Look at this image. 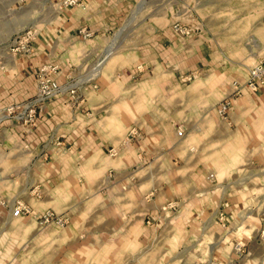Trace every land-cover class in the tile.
I'll list each match as a JSON object with an SVG mask.
<instances>
[{"label": "crops", "instance_id": "crops-1", "mask_svg": "<svg viewBox=\"0 0 264 264\" xmlns=\"http://www.w3.org/2000/svg\"><path fill=\"white\" fill-rule=\"evenodd\" d=\"M122 1L81 0L80 5L61 11L53 21L38 27L26 49L14 54L15 68L7 67L0 77V115L34 96L41 75L56 81L62 91L44 102L33 125L22 124L6 136L5 131H0V142L7 143L5 166L26 171L28 159L35 174L28 188L35 195L59 199L60 204L54 206L61 213L70 211L71 198L90 197L91 192L102 188L101 183L102 189L116 192L114 206H120V219L136 223L138 228L130 233L131 245L137 252L139 247H147L172 208L177 206L180 217L186 216V211L194 216L201 212L202 205L210 204L212 189L203 181L200 167L202 149L212 157L217 154V142H238L237 147L232 145L234 157L240 155V150H247L253 158L264 157V83L257 91H248L246 74L241 73V94L232 101L228 121L221 122L217 105L233 97L235 89L229 81L239 78L236 73L244 66L239 68L233 64L239 61L231 59L230 72L201 70L199 83L178 91V73L187 71V61L193 59L190 56L194 51L190 53L192 48L168 29L164 35H155L157 43L140 54L137 50L129 65H118L116 51L112 55L115 59L110 57L112 49L98 77L83 81L111 43L108 35L116 26L113 16L118 13L114 8L119 4L122 10ZM256 35L263 46V24L257 27ZM84 61L89 65L86 71L79 67ZM94 61L97 62L93 64ZM81 77V86L69 85ZM207 78L211 79L208 83ZM139 88L145 102H130L128 109L123 107V95ZM73 89L83 93L81 102L75 100ZM165 95L177 96L178 100L173 103ZM173 110L176 114L171 113ZM3 119L0 118V128L5 122L6 126L11 123ZM133 125L141 130L140 141L122 143ZM178 127L183 130L181 135L177 134ZM111 149L117 151L115 157L107 154ZM159 158L163 162H171V158L181 162L183 167L178 173L186 175V180L180 178V184L169 179L137 183L138 173L152 172ZM163 166H158L157 171L161 169L164 174ZM149 184L156 186L151 188ZM262 185L264 190V182ZM143 186H147L145 191L141 190ZM24 188L20 184L17 190ZM203 193L209 199H202Z\"/></svg>", "mask_w": 264, "mask_h": 264}, {"label": "rangeland", "instance_id": "rangeland-1", "mask_svg": "<svg viewBox=\"0 0 264 264\" xmlns=\"http://www.w3.org/2000/svg\"><path fill=\"white\" fill-rule=\"evenodd\" d=\"M118 1L120 3L121 0ZM64 2L66 0H0L1 78L7 67L15 68L17 59L14 54L26 49V41L33 37L38 27L53 21L61 15V11L80 5L81 0L73 6H65ZM118 6L114 8L118 13L113 16L116 26L108 35L111 43L83 81L98 77L96 71L99 70L100 74L102 66L114 51L119 56L118 65H129L137 50L140 54L146 47L157 43L155 35L168 29L179 40L185 41L187 48H192L190 53L194 51L190 56L193 59L187 61L190 65L187 71L178 73V91L199 83L201 70L227 69L230 72L231 59L239 61L233 62L239 68L244 66L238 71L235 67L239 78L235 76L229 81L235 89L233 97L229 96L217 105L219 120L228 121L230 110L224 115L218 111L227 101L232 105V101L241 94V73L246 74L245 87L251 91L247 84L249 70L260 63L264 67V60L259 59L264 57V45L259 44L256 35L259 24L264 25V0H123L122 10ZM175 28L185 29L189 34L181 35ZM112 49V54L105 61ZM112 57L115 59V56ZM85 63L80 62L79 67L86 71L89 65ZM188 74L196 77L182 82L180 76ZM82 79L78 78L69 85L81 86ZM206 81L208 83L211 79ZM263 83L264 77L256 91ZM140 90L125 93L121 99L123 107L128 109L130 102L144 103L145 97ZM171 92L174 94L176 91ZM73 93L76 101L83 100V93L74 89ZM165 96L173 103L178 100L174 95ZM23 103L15 104L13 111L7 109L0 115L1 119H5L3 122H11L7 126L5 122L0 128L1 133L5 131V136L20 129L23 124L16 120ZM172 112L176 114V110ZM33 124L25 125L29 127ZM133 127L137 129L138 136L136 140H131V144L141 139V130L136 126L129 127L128 132ZM178 132L183 133L181 127L177 128ZM5 145V141L0 142V264H264V190L261 189L264 157H250L247 150L238 151L240 155L234 157L232 154L236 151L232 145L237 147L238 142H217V154L212 157L209 151L201 150L203 181L212 189V197L208 200L210 204L202 205V213L194 216L186 211V216L180 217L177 206L172 208L154 231L147 247H139L137 252L131 245L130 233L138 228L136 223L120 219V206H114L116 192L102 189L101 183L102 188L91 192L90 197L71 198L70 211L61 213L54 206L60 204L59 199L35 195L28 188L30 180H35L28 159L26 171L17 172L12 167L8 168L7 164L5 166L8 158ZM255 153L259 152L256 150ZM155 160L157 163L152 172L138 173L137 183L151 182L152 179L162 183L169 179L173 184H180V178L186 180V175L178 173L183 164L175 158H171V162H163L161 158ZM158 166H163L166 173H161V169L158 172ZM20 184L25 188L19 192L17 187ZM152 186L156 185L149 184L148 187ZM146 187L141 190L145 191ZM149 192L156 193L155 190ZM206 198L209 199V195L203 193L202 199ZM18 205H24L29 212L14 216L13 211ZM231 209L233 212H229ZM47 211L64 216L66 225L40 226L38 217Z\"/></svg>", "mask_w": 264, "mask_h": 264}, {"label": "built area", "instance_id": "built-area-1", "mask_svg": "<svg viewBox=\"0 0 264 264\" xmlns=\"http://www.w3.org/2000/svg\"><path fill=\"white\" fill-rule=\"evenodd\" d=\"M79 2L80 0H66V2H64V5L73 6L75 4H78ZM176 30L181 35L189 34V31H186L185 29H182V28H179ZM86 36L88 37L90 35L86 34ZM195 77L196 76L193 74H188L185 76H180V79L182 82H186V81H190L194 79ZM263 77H264V67L262 63L256 65L255 67H252L248 72V80H247L248 88L251 91L255 92L258 87L259 82L262 81ZM61 91H62V87L56 81L51 80L41 75L37 83V90H36L35 98L31 101H27L23 103V105L21 106L22 110L20 113H18L16 120L21 121L23 124L35 123L37 116L40 113L44 102L57 96L58 94L61 93ZM230 106H231V102L227 101L226 103L220 106V109L218 112L221 115H224L227 110H230ZM8 110L11 112L14 110V108L12 107ZM178 135H181V132H178ZM137 136H138L137 129H135L134 127L131 128L127 134V138L124 143H129L133 139L136 140ZM108 155L110 157H115L117 155V151L114 149H111L108 151ZM28 212H29V209L27 207H25L24 205H18L17 207H15L13 211V215L20 216ZM66 222H67V219L64 216L57 215L49 211H47L46 213L38 217V224L40 226L52 224L58 227H64L66 225Z\"/></svg>", "mask_w": 264, "mask_h": 264}, {"label": "bare ground", "instance_id": "bare-ground-1", "mask_svg": "<svg viewBox=\"0 0 264 264\" xmlns=\"http://www.w3.org/2000/svg\"><path fill=\"white\" fill-rule=\"evenodd\" d=\"M106 58H107V57H106ZM103 63H104V62H102V63L99 65V67L102 66ZM95 74H96V76H97V74L99 75V70H97Z\"/></svg>", "mask_w": 264, "mask_h": 264}]
</instances>
